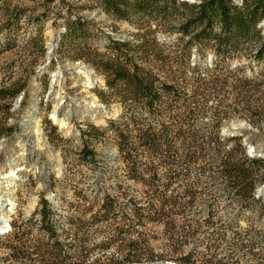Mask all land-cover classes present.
<instances>
[{"label":"rangeland","instance_id":"obj_1","mask_svg":"<svg viewBox=\"0 0 264 264\" xmlns=\"http://www.w3.org/2000/svg\"><path fill=\"white\" fill-rule=\"evenodd\" d=\"M79 16L87 21L88 38L74 39L62 49L59 41L55 55H49L48 27L61 36L65 24ZM138 25L109 15L98 0H0V88L26 82L18 105L19 95L12 100L0 94V177L22 152L15 142L16 135L25 138V125L21 127L19 121L37 96L38 124L59 160L58 170L52 169L42 153H32L20 164L10 228L0 233V264H23L31 252L32 257L37 255L36 247L48 243L49 235L40 228L36 213L25 226L18 252L9 247L15 244V238L9 236L12 224L33 217L41 197L47 198L56 212L64 264H185L179 257L186 254H192L189 264H264V193L257 191L264 188V164L259 167L250 204L242 206L220 194L223 184L217 176L218 161H214L221 146L218 136L226 148L236 141L229 138L240 137L250 157L264 160L248 153L256 142L264 143V63L253 57L250 49L217 56L210 45H190L187 37L180 38L176 31L152 23L144 36L147 27ZM258 26L264 37V18ZM111 38H146L150 53L157 52L158 57L151 55L158 58L156 63L153 60L150 65L161 79L177 88L179 97L169 104V113L157 117L156 124L175 122L174 129L180 127L174 150L190 152V159L172 163L160 156L150 158L137 140L140 148L133 165L119 158L111 134L86 140L88 124L105 127L108 121L120 119L124 110L103 74L85 58L77 57V49L85 44L104 51ZM154 38L159 44L152 47ZM63 59L92 67L101 79L95 77L88 91L84 90L83 84L74 80L78 73L65 67ZM46 65L48 71L43 69ZM53 72L61 75L55 86L62 88L61 107L71 111L69 133L50 116L57 102L50 92ZM36 84L38 91L33 90ZM98 91L104 94L100 96ZM89 92L106 108L118 107V112L106 115L104 123L96 122L88 112L81 113L79 102L84 103ZM23 117L29 119L27 114ZM237 120L250 127L237 134L224 132L228 123ZM9 125L12 132L7 130ZM84 144L96 152L95 164L81 159L79 151ZM179 153L173 154L176 159Z\"/></svg>","mask_w":264,"mask_h":264},{"label":"trees","instance_id":"obj_2","mask_svg":"<svg viewBox=\"0 0 264 264\" xmlns=\"http://www.w3.org/2000/svg\"><path fill=\"white\" fill-rule=\"evenodd\" d=\"M104 11L109 15L130 22L139 23L138 27L145 28V34L151 30V24L156 28L171 30L179 33L186 42H199L210 45L216 55L224 56L239 50L250 49L251 55L264 63V37L259 22L264 18V0H200L189 3L185 0H98ZM86 19L81 16L69 20L61 34L60 48L66 47L74 39H87L90 29ZM148 29V30H147ZM152 47L158 45L153 39ZM147 39H110L104 51L87 45L77 49V57L85 58L105 79V84L121 104L124 112L120 119L108 121L105 127L88 124L84 134L86 140L103 138L112 135L119 158L133 165L137 161L138 148L136 142L147 150L148 157L160 156L162 160L174 163L185 162L192 157L191 153L182 149L179 153L174 150L180 127L175 130L174 123L160 122L157 117L164 116L171 109L168 107L173 99L177 100V88L161 79L150 64L156 63L152 56L158 57L155 52L150 53ZM253 48H250V46ZM152 55V56H151ZM26 82L15 87H2L0 94L14 100L20 92L25 90ZM99 95L104 94L98 91ZM12 103L10 102L11 107ZM169 115V114H168ZM130 123L134 127H130ZM176 126V125H175ZM9 125L7 130L13 131ZM235 143L226 148L224 140L218 149V177L223 184L220 194L236 200L242 206H248L253 198V191L259 180V167L264 160L259 157H250L240 137H231ZM207 152V150H206ZM174 153L181 154L178 159ZM81 159L95 164L98 162L96 152L88 144H84L79 151ZM134 177V174H131ZM175 198V197H174ZM108 199H110L108 197ZM107 199V200H108ZM176 199V198H175ZM176 203V201H174ZM106 207V202L103 206ZM110 209V206H109ZM38 214L40 228L48 233V243L37 248V255L23 264H64L65 257L61 255L62 246L59 244L55 210L45 197H41L33 217L20 224H12L9 236L15 238V244H10L12 252H18L24 242L26 227L35 214ZM24 224V225H22ZM24 226V227H23ZM43 246V247H42ZM192 254L180 256L181 263L189 264Z\"/></svg>","mask_w":264,"mask_h":264},{"label":"bare ground","instance_id":"obj_3","mask_svg":"<svg viewBox=\"0 0 264 264\" xmlns=\"http://www.w3.org/2000/svg\"><path fill=\"white\" fill-rule=\"evenodd\" d=\"M48 38H47V53L49 55H55L56 52V46H57V34L53 33L50 27H48L47 30ZM48 55V56H49ZM65 67L74 69L78 74L74 75V80L78 83L83 84L84 90L88 91V88L91 87L94 83V78L97 77L98 79H101L95 70L86 65H75L73 63H69L67 61L64 62ZM41 69V68H40ZM45 71H48V66H44L43 68ZM58 72V71H56ZM63 73V72H62ZM39 75V72H37V76ZM53 75L55 76V73L53 72ZM60 73L55 76V81L50 86V92L52 91V97L57 98V102L54 105V109L50 113L51 118L53 119V122L58 124V126L61 128V130L64 133H69L70 131V123H69V117L71 114V111L63 110L61 107L62 102V95H61V89H57L55 86L61 82ZM34 83V82H33ZM34 91H38L37 84L33 86ZM37 101V100H36ZM80 107H83L81 110V113L88 112L91 117L96 122H105L104 117L106 115H114L118 112V107L114 106L111 109L106 108L100 100L91 92L87 94V97L84 100V103H80ZM35 103H32V106L34 107ZM33 110V108H32ZM29 115V119L23 118L22 124L25 125L23 129L25 130V138L21 135H16L15 142L18 146V148L22 149V152L17 155L15 160L11 162L9 165H7V172L2 174L0 177L2 180L0 181V231L9 224V214L13 211L14 207V201H13V190L14 186L16 185V182L21 178L19 171L21 170L22 166L20 165L24 160H28V158L31 156L32 153H35L36 155L44 154L48 160L51 163L53 170L59 169V160L57 158V153L51 148V146L47 143L46 138L43 135L42 129L40 128L38 124V118H35L33 115V112L27 113V116ZM236 126V128L230 126V125ZM242 120H237L234 122L228 123L225 127L228 130L234 131L236 134L241 133L244 131V129H248L250 127V124ZM27 126V128H26ZM250 136V133L248 132V137ZM247 137L248 140H250ZM30 138V140H28ZM26 144H31L32 148L27 147ZM251 146V145H250ZM254 153L260 154V157L264 158V143H255L253 146H251ZM259 192L264 193V188H261Z\"/></svg>","mask_w":264,"mask_h":264},{"label":"water","instance_id":"obj_4","mask_svg":"<svg viewBox=\"0 0 264 264\" xmlns=\"http://www.w3.org/2000/svg\"><path fill=\"white\" fill-rule=\"evenodd\" d=\"M65 30V29H64ZM60 38H61V36L60 35H58V37H57V44L59 43V41H60ZM57 47V46H56ZM64 61H67V62H69V63H73V64H75V65H78V62H73V61H71V60H69V59H63ZM50 62V58H47V60H46V64H48ZM59 70H60V68H58V72H59ZM55 76L52 74V78H51V85H52V83L55 81ZM25 91L26 90H23L20 94H19V96L17 97V100H16V103H15V105L17 104V103H20L21 102V100H22V98L24 97V95H25ZM33 98L31 99V104L29 105V107L26 109V111H25V114L24 115H26L28 112H30V109H31V112H33V115H34V117L35 118H38L37 117V115H36V113H37V110H38V100H39V98H38V96H37V101L35 102V105H34V107L32 106V103H33ZM18 105V104H17ZM32 108H33V110H32ZM24 115H22V117H21V119H20V121H19V123L21 124V127H22V120H23V116ZM224 132H229V130L225 127L224 129ZM17 133H15V135H16ZM44 137H45V135H44ZM247 139V138H246ZM250 154H253V155H257V156H261L260 154H256V153H254V151H251L250 152ZM261 186H264V185H261ZM259 190H260V187L257 189V191H258V193H259ZM9 225V224H8ZM5 226L1 231H0V233H5V232H8V229L10 228L9 226Z\"/></svg>","mask_w":264,"mask_h":264},{"label":"built area","instance_id":"obj_5","mask_svg":"<svg viewBox=\"0 0 264 264\" xmlns=\"http://www.w3.org/2000/svg\"><path fill=\"white\" fill-rule=\"evenodd\" d=\"M248 153L250 154V152L248 151ZM167 264H175V263H173V262H170V263H167Z\"/></svg>","mask_w":264,"mask_h":264}]
</instances>
